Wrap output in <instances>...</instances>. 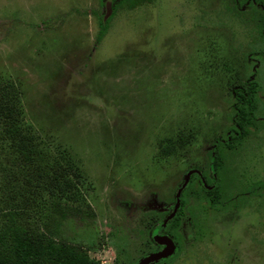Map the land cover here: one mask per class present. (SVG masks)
<instances>
[{
    "label": "rangeland",
    "instance_id": "obj_1",
    "mask_svg": "<svg viewBox=\"0 0 264 264\" xmlns=\"http://www.w3.org/2000/svg\"><path fill=\"white\" fill-rule=\"evenodd\" d=\"M254 12L239 0H150L117 10L96 42L109 0H0V89L43 147L70 158L75 195L61 201L71 211L55 217V240L100 264H139L158 249L151 228L169 215L155 234L174 250L149 264H264V198L254 186L264 157L235 176L222 167L248 200L191 218L185 233L178 204L186 173L207 176L223 146L234 88L255 82L264 92V59L250 56L264 52Z\"/></svg>",
    "mask_w": 264,
    "mask_h": 264
},
{
    "label": "trees",
    "instance_id": "obj_2",
    "mask_svg": "<svg viewBox=\"0 0 264 264\" xmlns=\"http://www.w3.org/2000/svg\"><path fill=\"white\" fill-rule=\"evenodd\" d=\"M112 14L98 18L96 42L105 36L109 22L117 10L142 5L150 0H109ZM248 3L254 12L259 27L264 26V0H239ZM51 24V22H49ZM258 27V33L259 32ZM263 37L258 41L263 42ZM263 61L262 48L250 55ZM7 89H0V141L4 148L0 156V264H100L89 259L79 247L55 240L51 227L55 217H64L71 209L62 204L70 201L75 193L74 183L68 180L70 158L63 151L59 157L33 135L32 128L19 115L16 103L7 97ZM256 85H239L234 98L241 103L250 97ZM225 141V140H224ZM186 140L176 142L182 146ZM220 144L221 140H217ZM222 143V142H221ZM170 140L165 141L162 153L172 151ZM63 161L64 166L61 165ZM214 161V158L212 159ZM163 217L151 228L157 232L167 223ZM42 225H40V223Z\"/></svg>",
    "mask_w": 264,
    "mask_h": 264
},
{
    "label": "flooded vegetation",
    "instance_id": "obj_3",
    "mask_svg": "<svg viewBox=\"0 0 264 264\" xmlns=\"http://www.w3.org/2000/svg\"><path fill=\"white\" fill-rule=\"evenodd\" d=\"M250 83L241 85H249ZM254 84L256 85V90L251 93L250 97L241 99V103L234 98L235 91L239 85L234 88L230 105L231 125L226 132L225 141H221L223 146L214 147L213 151H211V158H214V161L211 160L209 163L207 176L201 169H192L186 173L183 179L178 200L179 212L182 214L180 216V226L183 233H185L187 228L186 222L190 221L191 218L196 221L201 214L207 211L212 213L221 212L233 206L235 202L240 203V201L248 200L252 196L251 191L247 188L242 189L241 192L234 191L231 183L233 177H220V173L224 164L227 166V175L229 174L230 176H235L234 170L236 169L262 167L260 160L264 157V152H262L264 149V92H260L259 83L254 82ZM250 141L253 149L247 148V151H244V144ZM218 149H223L230 160L223 162L220 158H216L214 151ZM243 154L246 155V160L236 162L239 155ZM191 176H194V190L189 188ZM206 177H208L209 182H207ZM256 182L254 186L258 190L259 197L264 198V180ZM255 187L253 188L255 189ZM191 200L196 201L197 205L191 206ZM167 237L170 238L169 236ZM162 248L163 246L158 245L156 251Z\"/></svg>",
    "mask_w": 264,
    "mask_h": 264
},
{
    "label": "water",
    "instance_id": "obj_4",
    "mask_svg": "<svg viewBox=\"0 0 264 264\" xmlns=\"http://www.w3.org/2000/svg\"><path fill=\"white\" fill-rule=\"evenodd\" d=\"M106 17H104L105 19ZM152 239L158 245L163 246V248L159 251L152 252L146 255L139 264H149L153 261H156L161 258H165L169 256L174 250V244L170 238L164 235L152 234Z\"/></svg>",
    "mask_w": 264,
    "mask_h": 264
}]
</instances>
